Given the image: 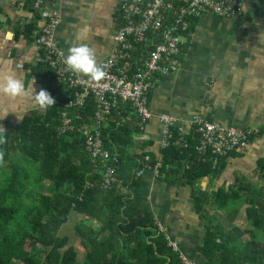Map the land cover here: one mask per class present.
Returning a JSON list of instances; mask_svg holds the SVG:
<instances>
[{
  "label": "trees",
  "instance_id": "obj_1",
  "mask_svg": "<svg viewBox=\"0 0 264 264\" xmlns=\"http://www.w3.org/2000/svg\"><path fill=\"white\" fill-rule=\"evenodd\" d=\"M33 28V23L26 26L28 36ZM32 71L41 89L57 98L52 106L33 110L15 126L0 127L4 129L0 142V264H180L179 253L168 244L166 230H159L139 189V176H135L144 164L155 166L157 162L158 176L192 189L195 212L204 223L195 264H264V240L245 239L242 230L232 224L241 203H248L247 223L264 236V199L255 193L241 198L232 189L208 193L194 188L196 181L220 169L218 158L196 153L195 140L190 137L185 149L159 147L157 158L146 150L149 141L134 138L139 132L137 118L121 120L132 111L129 104H120L101 128L103 145L119 153L115 166L120 183L103 189L100 168L84 150L78 130L93 124V99L89 97L79 108H66L62 105L66 91L55 84L50 69L38 61ZM63 109L73 124L59 133ZM136 142L141 153L152 159L145 163L130 153ZM210 203L213 210H224L231 226L215 222ZM70 214L81 216L73 226L84 250L81 258L69 237L59 231Z\"/></svg>",
  "mask_w": 264,
  "mask_h": 264
},
{
  "label": "crops",
  "instance_id": "obj_2",
  "mask_svg": "<svg viewBox=\"0 0 264 264\" xmlns=\"http://www.w3.org/2000/svg\"><path fill=\"white\" fill-rule=\"evenodd\" d=\"M122 1L56 0L61 22L55 29V39L64 56L69 47L87 44L94 50L98 65L110 50ZM239 1L241 15L205 13L193 21L182 42L180 67L154 78L148 94L152 117L134 138L146 137L139 140L149 141L146 150L158 158L162 129L158 115L162 113L171 114L185 126L191 115L200 114L210 122L239 130L258 128L260 133L247 145L218 158L220 169L196 181L194 188L208 193L232 189L241 198L255 193L264 199V0ZM27 16L28 11L18 8L13 0H0V72L11 71L27 89L38 91L42 86L32 71L38 62L32 45L33 29L28 36L23 22ZM2 109L10 112L0 119V127L15 126L23 116L41 108L31 96L10 100L0 95ZM141 151L138 142L130 148V153L143 162L152 159ZM156 166H141L139 189L145 194L155 221L166 230L168 244H173L178 253L197 259L204 223L195 212L192 189L158 176ZM248 205L241 203L232 224L242 230L243 238L264 240L263 234L255 237L247 223ZM210 206L213 211L214 205ZM214 214L215 222L225 228L231 226L224 210L214 208ZM73 246L78 257H83L80 240L74 241Z\"/></svg>",
  "mask_w": 264,
  "mask_h": 264
},
{
  "label": "built area",
  "instance_id": "obj_3",
  "mask_svg": "<svg viewBox=\"0 0 264 264\" xmlns=\"http://www.w3.org/2000/svg\"><path fill=\"white\" fill-rule=\"evenodd\" d=\"M13 1L29 13L23 19L24 24H34L32 45L37 60L50 69L55 84L66 91V101L62 105L76 109L89 97L93 99V124L80 126L78 130L83 137L84 150L91 162L100 168L103 189L120 183L115 166L119 153L116 149L106 148L101 137V128L107 124L112 111L120 108V104H129L132 112L121 120L130 121L133 117L129 114H133L137 118L135 125L143 131L145 122L152 117L148 93L154 78L180 67L182 38L190 32L193 21L205 13L226 17L242 14L239 0H124L119 5L117 29L110 50L98 62L104 74L100 79L92 80L65 70L64 52L55 39V29L61 22L56 0ZM51 96L56 101L57 95ZM158 118L162 124L160 148L172 145L185 149L190 137L195 140L196 153H208L213 158L228 156L260 133L258 128L239 130L220 122H210L200 114L191 115L186 126L171 114L162 113ZM60 119L59 133L72 128L73 123L65 109L61 110ZM140 173L141 168L135 176ZM159 230L165 232L161 226ZM169 245L174 248L173 244ZM179 258L180 264H195L184 254L179 253Z\"/></svg>",
  "mask_w": 264,
  "mask_h": 264
},
{
  "label": "clouds",
  "instance_id": "obj_4",
  "mask_svg": "<svg viewBox=\"0 0 264 264\" xmlns=\"http://www.w3.org/2000/svg\"><path fill=\"white\" fill-rule=\"evenodd\" d=\"M65 70L73 75L87 77L92 80H98L103 76V71L96 63L94 50L87 44L71 46L67 49V54L63 58ZM0 95L8 97L10 100H17L31 96L34 103L41 108L50 107L54 104V98L47 90L40 89L35 91L27 89L14 73L11 71L0 72ZM10 111L8 109L0 110V119ZM4 129H0V142L3 141Z\"/></svg>",
  "mask_w": 264,
  "mask_h": 264
},
{
  "label": "rangeland",
  "instance_id": "obj_5",
  "mask_svg": "<svg viewBox=\"0 0 264 264\" xmlns=\"http://www.w3.org/2000/svg\"><path fill=\"white\" fill-rule=\"evenodd\" d=\"M182 40H184V38H182ZM210 214H214V210H210L209 211ZM79 215H75V214H70L69 217H68V220L60 227V234L61 235H67L69 237V240H70V243L73 244L74 241H77L79 240V238L75 235L74 233V230H73V226L75 224V222L79 219L78 217ZM253 230V232H255V237H256V234L257 235H262L263 233L256 229V228H251ZM254 237V236H252Z\"/></svg>",
  "mask_w": 264,
  "mask_h": 264
}]
</instances>
